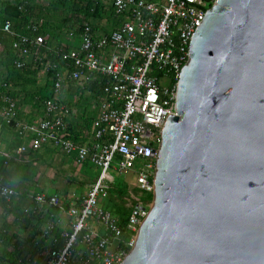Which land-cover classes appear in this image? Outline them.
I'll use <instances>...</instances> for the list:
<instances>
[{
	"label": "water",
	"instance_id": "obj_1",
	"mask_svg": "<svg viewBox=\"0 0 264 264\" xmlns=\"http://www.w3.org/2000/svg\"><path fill=\"white\" fill-rule=\"evenodd\" d=\"M154 181L123 264H264V0H216L206 13Z\"/></svg>",
	"mask_w": 264,
	"mask_h": 264
},
{
	"label": "built area",
	"instance_id": "obj_2",
	"mask_svg": "<svg viewBox=\"0 0 264 264\" xmlns=\"http://www.w3.org/2000/svg\"><path fill=\"white\" fill-rule=\"evenodd\" d=\"M215 1L114 0L113 14L120 19L115 29L101 33L91 24H83L79 46L61 49L60 60L45 67L52 74L55 97L46 101L39 125L27 127L33 134L31 149L38 150L48 142L63 153L75 154L79 164L100 168L83 203L70 209L71 229L65 232L62 244L56 241L46 264L124 263L150 204L137 205L122 225L101 204L102 197L116 183L110 170L122 172L140 161L141 169L134 170L136 185L154 198L162 130L169 116L177 112V83L190 57L191 40ZM1 30L13 38V47L19 53L15 60L17 68H24L29 56L41 59L47 39L39 33L40 25L36 22L17 31L7 20ZM84 79L99 82L103 89L101 112L93 121L92 141L88 144L70 136L69 109L57 98L66 82ZM165 80L168 85H163ZM16 102L6 98L5 116L9 121L17 116ZM0 193L13 197L17 191L0 185ZM37 200L59 202L57 195H38ZM93 219L104 231L97 224L91 225Z\"/></svg>",
	"mask_w": 264,
	"mask_h": 264
},
{
	"label": "rangeland",
	"instance_id": "obj_3",
	"mask_svg": "<svg viewBox=\"0 0 264 264\" xmlns=\"http://www.w3.org/2000/svg\"><path fill=\"white\" fill-rule=\"evenodd\" d=\"M2 1L7 0H0V3ZM11 1L19 3L21 8H27L28 5H31L34 9L33 19L26 23L24 28L34 20L40 25L41 30L44 27L49 33L48 48L44 51L41 59L35 60V63L37 65L41 63L43 68L47 67L48 63L52 61L49 55L52 48L68 50L76 45L82 25L85 23L92 24V19L108 15L111 2V0H100V2H97V0H27L25 3H23L24 0ZM80 1L85 6L92 2V7L79 10L76 8V2ZM3 12H5L4 9L0 8V28L7 17ZM52 35L55 37L52 38ZM59 41H61L60 44ZM2 42L5 43V41L0 42V62L11 66L14 74L18 73L14 61H11L6 50L4 51ZM6 42L11 43V41ZM163 85H168L167 80L163 81ZM9 88V84L4 83L0 89V125L10 128L16 134V137L19 136L24 140V143L17 150L15 147L10 152L11 156L20 159L31 149L30 140H32L33 134L27 127H37L43 117L41 119L32 117L30 122H24L20 117L19 100ZM8 97L17 101L18 106L17 116L10 121L5 116L6 98ZM22 146H26L27 149L20 150ZM60 153L62 154L61 150ZM5 162L7 165L8 161ZM51 167L48 174V184L54 186L51 189L47 187V189H43L38 193V191L29 192L23 188L19 190L16 188L17 194L13 197H6L0 193V233L3 231L9 236L15 235L8 242L3 240V236L0 235V264H46L49 253L56 241L64 242L65 232L71 229L70 209L74 205L83 203L88 190L100 173L98 166L91 165L87 167L86 172L95 177V180L93 179L89 183L83 181L73 182L71 179L67 180L68 178L65 176L68 172L60 164L56 163ZM141 167L140 161H136L131 169L122 172H117L113 168L110 170L116 177V183L109 194L102 197L101 204L122 219H126L131 215L139 204H150V207L152 205V201L149 203L143 199V191L136 185L134 170H140ZM55 174L59 175L61 180H57ZM63 177L66 178V181L63 180ZM50 179L52 180L50 181ZM9 184L13 187L6 177L0 174V185ZM38 195H46L47 197L57 195L59 202L58 204L41 203L37 200ZM93 220L100 230L104 231V227L96 219Z\"/></svg>",
	"mask_w": 264,
	"mask_h": 264
},
{
	"label": "crops",
	"instance_id": "obj_4",
	"mask_svg": "<svg viewBox=\"0 0 264 264\" xmlns=\"http://www.w3.org/2000/svg\"><path fill=\"white\" fill-rule=\"evenodd\" d=\"M7 1L16 3L11 0ZM113 1L110 2L108 15L96 17L91 21V25L101 33L109 32L120 24V19L113 14ZM43 29L46 28L43 27ZM45 35L48 37L49 33ZM2 44L4 51L6 50L7 53L12 51L8 54V58L14 61L15 54L11 43L2 42ZM79 44L80 38L72 47L79 46ZM26 60L29 63L27 70L15 74L12 72L11 66L0 62V89L4 83L9 84L10 91L19 100L20 117L24 122H30L32 117L38 119L44 117L46 101L51 98H48L49 93L46 86L49 77L45 68L35 64L31 56L27 57ZM64 72L67 70L64 69ZM57 98L69 109L70 136L82 144L90 143L92 141L93 121L101 112L103 89L100 83L92 79H84L81 82L68 81ZM22 143L24 140L21 137H16L10 128L0 125V174H3L13 185L12 187L9 184L10 187L18 190L23 188L29 192L38 191V193L47 187L51 189L54 186L48 184V174L51 166L56 163L68 172L65 176L68 178L67 180L85 183L95 180V177L86 172L87 167L91 165L79 164L75 154L68 155L63 152L61 154L57 147L48 142H44L38 150L30 149L24 156H19L20 159L11 156V150L15 147L17 150ZM5 161H8L7 165ZM55 177L58 178L57 180H61L59 175L55 174ZM65 177H63L64 181H66ZM91 225H96L94 220H91Z\"/></svg>",
	"mask_w": 264,
	"mask_h": 264
},
{
	"label": "trees",
	"instance_id": "obj_5",
	"mask_svg": "<svg viewBox=\"0 0 264 264\" xmlns=\"http://www.w3.org/2000/svg\"><path fill=\"white\" fill-rule=\"evenodd\" d=\"M27 0H24L23 3H25ZM90 7H92V2H89L86 6L83 5L82 1L80 2H76V8L79 9V10H82V9H89ZM0 8L1 9H4L5 12H3L5 15H7V17L4 19L1 27L4 25V23L7 21V20H10L13 24V27L15 30L17 31H23L26 29V27L24 28L25 24L30 22L32 19H33V13H34V9L31 5H28L27 8H21L19 3H10L9 1H2L0 3ZM113 10V8H112ZM32 22H35L34 20ZM43 33V34H47V31L46 29H43L39 30V33ZM41 33V34H42ZM10 35L5 33L3 30H1L0 28V40L1 41H11V46L13 48V51H14V54H15V59H14V63H15V60L19 57V53L18 51L13 47V42H12V38L10 40ZM51 37V35H50ZM55 37L54 35H52V38ZM51 38V39H52ZM47 39V43H46V46L44 47V50H43V54H44V51L48 48V44H49V41H48V37H46ZM61 49L59 48H52L51 52L49 53L52 61H59L60 58H59V55H58V52L60 51ZM64 50H67V49H64ZM12 53V51H10L8 54ZM42 54V55H43ZM33 58V61L35 63V60H34V57L32 56ZM36 64V63H35ZM29 63H27V65L20 69V68H17L16 65H15V68L18 70V71H24V70H27V67H28ZM39 65L42 66V64L40 63ZM63 65V64H62ZM48 77H49V81H48V84L46 86L47 90H48V98H52L54 96V89H53V85H54V81L52 79V74L51 73H47ZM91 165V164H89ZM114 188V186L112 187V189ZM143 194V199L146 201V202H149V201H153V195L152 194ZM134 211V210H133ZM132 211V213H133ZM131 213V214H132ZM118 218H119V221L122 225H125L126 221L128 220V218L130 217V215L126 218V219H122L120 218L118 215H116ZM1 236H3V240L5 241H10L13 237H15V235H12V236H9L7 233L1 231L0 233ZM124 237H127V234L124 235ZM58 243V242H57ZM63 241H60L59 240V244H62ZM56 245V243H55ZM54 245V246H55ZM53 246V247H54ZM52 247V248H53Z\"/></svg>",
	"mask_w": 264,
	"mask_h": 264
}]
</instances>
